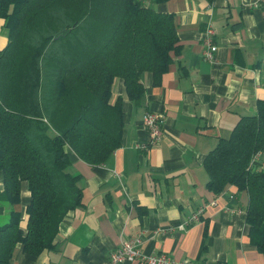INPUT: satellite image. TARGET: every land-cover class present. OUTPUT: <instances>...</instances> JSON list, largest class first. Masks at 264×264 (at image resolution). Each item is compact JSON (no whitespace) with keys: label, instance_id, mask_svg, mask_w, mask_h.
<instances>
[{"label":"crops","instance_id":"obj_1","mask_svg":"<svg viewBox=\"0 0 264 264\" xmlns=\"http://www.w3.org/2000/svg\"><path fill=\"white\" fill-rule=\"evenodd\" d=\"M155 7L174 14L180 37L161 83L145 71V91L135 100L124 80L115 79L112 100L121 97L123 110L121 145L99 164L66 146L68 170L79 175L83 204L60 223L55 248L32 254L18 242L8 264H106L110 251L135 235L145 251L191 264H264V252L250 237L248 190L229 184L216 192L204 165L219 138L230 135L238 119L256 113L264 101V5L166 0ZM208 23L217 45L212 60L205 57L202 41ZM8 35L0 17V49ZM147 111L160 112L165 120L161 140L151 146L143 123ZM30 197L24 181L21 201L12 204L0 169V226L15 209L25 230ZM200 206L199 220L181 227Z\"/></svg>","mask_w":264,"mask_h":264},{"label":"trees","instance_id":"obj_2","mask_svg":"<svg viewBox=\"0 0 264 264\" xmlns=\"http://www.w3.org/2000/svg\"><path fill=\"white\" fill-rule=\"evenodd\" d=\"M166 0H0L9 29L0 49V169L12 204L27 181V226L12 209L0 226V264L21 242L38 254L57 246L60 223L83 204L79 175L71 173L67 145L99 164L121 145V97L112 100L117 77L129 97L145 91L142 75L160 84L180 47ZM212 1V0H209ZM264 148V101L242 115L230 135L207 153L208 185L247 189L251 240L264 252V169L250 161Z\"/></svg>","mask_w":264,"mask_h":264},{"label":"built area","instance_id":"obj_3","mask_svg":"<svg viewBox=\"0 0 264 264\" xmlns=\"http://www.w3.org/2000/svg\"><path fill=\"white\" fill-rule=\"evenodd\" d=\"M257 5H264V0H257ZM214 35L215 29L208 23L203 29L202 41L205 46L204 55L209 60H212L215 57V49L217 45L215 43ZM164 122V115L160 112L147 111L144 114L143 123L149 134L147 146L156 144L161 140L164 131ZM263 154L264 148L255 152L250 161V167L255 170H263ZM203 211L204 206H200L183 224H181V227L190 225L199 220ZM172 229H174L173 226L168 227V230ZM125 260H137L144 264H191L188 260H176L165 252L153 253L145 251L140 245L139 235L123 240L119 246L112 249L106 264H120Z\"/></svg>","mask_w":264,"mask_h":264}]
</instances>
